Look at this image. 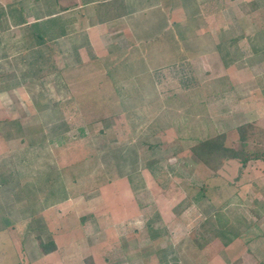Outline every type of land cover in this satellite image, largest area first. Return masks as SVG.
<instances>
[{"label":"rangeland","instance_id":"obj_1","mask_svg":"<svg viewBox=\"0 0 264 264\" xmlns=\"http://www.w3.org/2000/svg\"><path fill=\"white\" fill-rule=\"evenodd\" d=\"M255 97L264 0H0V264H48L53 237L63 264L87 245L98 264L257 259L264 206L191 151L219 134L238 147Z\"/></svg>","mask_w":264,"mask_h":264},{"label":"crops","instance_id":"obj_2","mask_svg":"<svg viewBox=\"0 0 264 264\" xmlns=\"http://www.w3.org/2000/svg\"><path fill=\"white\" fill-rule=\"evenodd\" d=\"M251 103L254 106L258 105L259 107H255L254 109L252 106L251 119L249 120V122H256V124H259V126L264 129V97H255V100H253V102ZM261 106H263V108ZM231 137L232 136L230 134H227L226 143L228 146H233L234 144L231 140ZM227 165L229 167L232 166V168H234V172H237V174L239 173L240 175L238 181L235 183V186H232L234 192L237 195L235 197L239 200H244L245 198L249 197L253 200H256L260 207L264 206V160L250 161L246 165H242L238 160H225L224 167L226 168ZM247 193H250L251 195H247ZM51 210H53V208ZM46 216L48 218V215ZM262 216L264 218V212H262ZM57 219L59 221L60 214H57ZM57 219L54 220L56 222L47 221V227L52 232H55ZM259 228L262 231V235L258 240L254 242L256 243L254 247V253L257 259L252 257L254 256L253 254H245L246 258L245 256H242L244 261L239 262L238 264H254V262H257L258 260L261 261L260 264H264V221L259 225ZM57 231H59V227H57ZM58 238L60 237L58 236ZM51 240L54 242L56 249L53 252L44 255V259L48 264H63L66 260H70L72 262L75 261L71 260L75 257V255H70L72 254V252L69 250V248H67V250L65 246H62L57 238L53 237ZM237 241L242 243L243 239L241 237H237L234 240V246L238 245ZM232 243L233 242H231V244ZM254 243H252L251 245L253 246ZM83 249H85V253L81 254L83 263L85 264V260L87 258H92L94 264H98L97 260L99 259L96 257V254L98 253L96 250L98 249V247L96 245H87L84 246ZM62 250H66V252L62 253ZM78 257H80V255H78L77 258Z\"/></svg>","mask_w":264,"mask_h":264},{"label":"trees","instance_id":"obj_3","mask_svg":"<svg viewBox=\"0 0 264 264\" xmlns=\"http://www.w3.org/2000/svg\"><path fill=\"white\" fill-rule=\"evenodd\" d=\"M184 1L187 2L188 0ZM14 6L17 7V4ZM68 9V7L63 8V10ZM56 14L57 13H52L51 16L49 15V17L44 18L42 21L35 22L31 26L39 43H42L44 36L48 37L47 35L50 29H54V26H57L58 22L62 21L61 18L55 16ZM11 17L14 18L12 11ZM24 23L26 22L23 18L20 19V21L14 22L16 26ZM63 24L62 27H59L61 31L59 37L66 35L65 25ZM163 26H166V24ZM163 26L162 29H164ZM236 135L239 142L238 147L236 144L228 146L226 143L227 135L219 134L215 137L198 142L191 148V151L203 165L212 171L219 170L223 159L238 160L242 165H246L250 161L264 160V140L261 139L262 136L264 137L263 128L246 123L236 128ZM42 247L44 254L51 253L56 249L53 241ZM85 264H94L93 259L87 258Z\"/></svg>","mask_w":264,"mask_h":264}]
</instances>
